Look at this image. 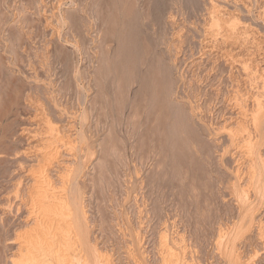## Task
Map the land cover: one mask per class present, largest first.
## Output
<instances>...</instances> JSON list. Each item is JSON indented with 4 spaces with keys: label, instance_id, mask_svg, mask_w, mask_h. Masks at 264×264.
<instances>
[{
    "label": "rangeland",
    "instance_id": "obj_1",
    "mask_svg": "<svg viewBox=\"0 0 264 264\" xmlns=\"http://www.w3.org/2000/svg\"><path fill=\"white\" fill-rule=\"evenodd\" d=\"M263 17L264 0H0V264L39 230L43 175L75 234L38 264H264Z\"/></svg>",
    "mask_w": 264,
    "mask_h": 264
},
{
    "label": "bare ground",
    "instance_id": "obj_2",
    "mask_svg": "<svg viewBox=\"0 0 264 264\" xmlns=\"http://www.w3.org/2000/svg\"><path fill=\"white\" fill-rule=\"evenodd\" d=\"M224 1V0H223ZM218 7V6H217ZM219 8V7H218ZM222 10V9H221ZM220 11V10H219ZM217 13V12H216ZM219 13V12H218ZM224 13V12H223ZM222 13V14H223ZM221 14V15H222ZM61 15V14H60ZM213 15H215V14H213ZM220 15V14H219ZM219 15H217V16H219ZM225 15H226V13H225ZM238 15V14H237ZM224 16V15H223ZM223 16H221V17H223ZM233 16V15H232ZM234 16H236V15H234ZM240 16V15H239ZM238 16V17H239ZM216 17V16H215ZM218 18L219 19V22L220 21H222V18ZM228 17V16H227ZM230 17V16H229ZM237 17V16H236ZM61 18V17H60ZM234 17H232L231 19H233ZM264 18V17H263ZM215 19V18H214ZM223 19H225V16L223 17ZM237 19V18H236ZM62 20V19H61ZM239 20V19H238ZM226 21H227V18H226ZM219 22L217 21V23L219 24ZM225 23H227V22H225ZM224 23V24H225ZM259 23V22H258ZM220 25H221V23H220ZM241 25V24H240ZM253 26V25H252ZM73 27V26H72ZM227 27V26H226ZM233 28V27H232ZM246 27H244V29H245ZM222 29V27L220 28V30ZM248 29V28H247ZM223 30V29H222ZM232 30V29H231ZM236 30L237 29H235V32H236ZM226 31V30H225ZM230 31V30H229ZM244 31V30H243ZM249 31V30H248ZM247 31V32H248ZM240 32V31H239ZM244 33H245V31H244ZM252 33V32H251ZM256 33V32H255ZM236 34H237V36H238V34L239 33H237L236 32ZM246 34V33H245ZM222 35V34H221ZM225 35V34H224ZM227 35H229V34H227ZM234 35V34H233ZM240 35V34H239ZM220 36V35H219ZM230 36V35H229ZM236 36V35H235ZM253 36V35H252ZM225 37V36H224ZM239 37V36H238ZM241 37H243V36H241ZM234 38V37H233ZM229 39V38H228ZM239 39V38H238ZM246 39V38H245ZM258 39H260V38H258ZM231 41H233V40H231ZM243 41V40H242ZM241 41V42H242ZM247 42V41H246ZM226 43V42H225ZM243 43H244V41H243ZM249 44V43H248ZM251 44H253V42L251 43ZM236 45H238V44H236ZM223 46V45H222ZM244 46H246V44L244 45ZM251 47H252V45H251ZM254 47V46H253ZM258 47V46H257ZM256 47V48H257ZM262 47V46H261ZM260 50V49H259ZM225 51V50H224ZM228 51V50H227ZM262 52V51H261ZM229 54V53H228ZM254 55V54H253ZM233 57V56H232ZM249 60H251V59H249ZM233 61V60H232ZM251 62V61H250ZM246 63V62H245ZM252 65V64H251ZM257 67V66H256ZM251 69L252 68H250V71H251ZM258 71V70H257ZM264 71V70H263ZM251 72H253V71H251ZM261 73V72H260ZM252 74V73H251ZM257 74V73H256ZM259 77V76H258ZM264 77V76H263ZM251 81V80H250ZM254 84V83H253ZM258 84V83H257ZM263 86H264V84H262ZM256 87V86H255ZM262 90V89H261ZM261 92V91H260ZM257 93V92H256ZM261 100V99H260ZM255 105V104H254ZM259 105V108H260V110L262 109V106L264 105H262V103H259L258 104ZM259 108H258V110H259ZM264 108V107H263ZM246 110V109H245ZM255 110V109H254ZM263 110V109H262ZM252 112V111H251ZM257 114H259V113H257ZM263 114V113H262ZM244 115H245V113H244ZM261 115V114H260ZM170 116V115H169ZM149 119V118H148ZM152 119V118H151ZM150 119V120H151ZM258 118H256V120H257ZM262 119V118H261ZM264 119V118H263ZM262 119V120H263ZM147 120V119H146ZM148 121V120H147ZM153 121V120H152ZM156 121V120H155ZM259 121V120H258ZM258 121H256V123L259 125V123H258ZM260 122V121H259ZM145 123V122H144ZM153 123H154V121H153ZM157 123V122H156ZM258 125H256L255 124V126H258ZM261 125H262V123H261ZM143 126V125H142ZM146 126V125H145ZM254 126V127H255ZM147 127V126H146ZM243 128H244V126H243ZM240 129V128H239ZM246 129V128H245ZM259 129V128H258ZM262 129V128H261ZM142 130V129H141ZM244 130V129H243ZM247 130V129H246ZM256 130V129H255ZM230 131V130H229ZM232 131V130H231ZM239 131H241V130H239ZM251 130H249V132H250ZM243 132V131H242ZM253 132V131H252ZM256 132V131H255ZM238 133V132H237ZM251 133V132H250ZM254 133V132H253ZM258 134V133H257ZM55 136H57V135H55ZM256 136V135H255ZM153 138V137H152ZM235 139V138H234ZM245 139V138H244ZM243 139V140H244ZM254 139V138H253ZM249 140V139H248ZM52 141V140H51ZM53 142H54V140H53ZM72 143V142H71ZM248 143V142H247ZM52 144V143H51ZM52 148V147H51ZM57 149V148H56ZM46 151V150H45ZM59 151V150H58ZM48 152V151H47ZM51 152H53V151H51ZM53 154V153H52ZM57 155V154H56ZM49 157V156H48ZM48 164V163H47ZM41 167V166H40ZM46 167V165L44 166V168ZM43 168V169H44ZM41 174H45V171H42V169H41ZM40 174V175H41ZM39 176V175H38ZM42 177V176H41ZM43 178H45V181H43L42 182V180H40L41 181V184L39 183L38 185V191H39V194H35V193H33V195L35 194L36 196H37V198L35 199V201H34V206H33V209L35 210V212H36V219H37V222H36V224H35V226L37 225L38 227H39V230H37V228H35L34 227V230L33 231H35L36 233H35V235H33L31 232V234L32 235H30V236H26L25 237V235H26V233L24 234V245H23V248L21 249V257L20 258H18L17 260H15L14 262H13V264H35V262H36V264H38V262H39V260H38V262H37V259H39V258H41L40 257V255H39V253L42 251L43 252V254H45L44 253V250L47 252L46 254H48L49 255V253L50 252H53L55 255H56V257H57V255H58V253H60V251L62 252V253H64V251L65 250H67V249H63L61 246L59 247L57 244H59L60 245V241L56 244L60 249L59 250H57L56 251V249H55V251H52L51 249L53 248V246H54V242L56 241H54V239L56 238V237H61L62 238V240H64V237H68V239L70 238L71 239V237L72 236H74L73 235V231L72 230H70V227L69 228H67L66 227V223H67V221L68 220H66L67 219V216L69 215V214H66V212H67V210H65V209H68V208H65L64 209V206H62V201L60 200V198H58V197H56V196H54V195H52L53 193H51V191L52 192H54V189L55 188H53V186H52V184H51V179H49V177L47 176V175H43ZM39 181V182H40ZM53 182V181H52ZM35 183V182H34ZM66 183V182H65ZM37 184V183H36ZM65 189V188H64ZM37 191V192H38ZM75 197V196H74ZM34 198H35V196H34ZM249 198V197H248ZM34 200V199H33ZM63 200V199H62ZM65 201V200H64ZM69 201V200H68ZM64 204V203H63ZM67 204V203H66ZM68 204H69V202H68ZM72 204H73V200H72ZM75 204V203H74ZM78 204V203H77ZM76 204V205H77ZM33 205V204H32ZM82 205V204H81ZM68 206V205H67ZM72 206V205H71ZM70 206V207H71ZM74 206V205H73ZM72 206V207H73ZM80 205H78V207H79ZM76 207V206H75ZM82 207V206H81ZM33 209H31V210H33ZM73 210H74V207L72 208ZM76 209L77 208H75V211H76ZM69 210V212L71 211L70 209H68ZM66 211V212H65ZM74 211V212H75ZM78 211V210H77ZM80 212V211H79ZM68 213V212H67ZM78 213V212H77ZM80 213H82V212H80ZM85 214V213H84ZM75 215L77 216L78 214H76L75 213ZM80 216V215H79ZM86 216V215H85ZM84 216V217H85ZM254 217V216H253ZM72 218V217H71ZM75 218V217H74ZM78 218V217H77ZM69 219V218H68ZM71 220V219H70ZM77 220V219H76ZM85 222V221H84ZM72 223V222H71ZM83 223V222H82ZM68 225V224H67ZM32 226H34V225H32ZM69 226H70V224H69ZM72 226V225H71ZM75 226V225H74ZM87 227V226H86ZM71 228H73V227H71ZM75 228V227H74ZM73 228V229H74ZM85 229V228H84ZM82 230V229H81ZM29 231V230H28ZM30 231H31V229H30ZM29 233V234H30ZM34 233V232H33ZM80 233V232H79ZM28 234V233H27ZM75 234V233H74ZM52 235V236H51ZM72 235V236H71ZM82 235V234H81ZM22 238V237H21ZM74 238V237H73ZM168 238H170V237H168ZM75 239V238H74ZM73 239V240H74ZM51 240V241H50ZM72 240V241H73ZM71 241V240H70ZM75 242H76V240H75ZM169 242V241H168ZM170 242H171V240H170ZM21 243V242H20ZM65 242H63V243H61V244H64ZM71 243H73V242H71ZM172 243V242H171ZM22 244V243H21ZM66 244H67V242H66ZM65 244V245H66ZM69 244V243H68ZM74 244H77V243H74ZM167 244V243H166ZM72 245V244H71ZM22 246V245H21ZM56 247V246H55ZM71 247H73V246H71ZM75 247H76V245H75ZM57 248V247H56ZM66 248V247H65ZM69 248V247H68ZM70 249V248H69ZM72 250H74L73 248H71ZM75 250H78V249H75ZM69 251V250H68ZM79 251H81V250H79ZM35 252H39L37 255L39 256V258H37L36 256V253ZM70 252V251H69ZM75 252V251H74ZM51 254V253H50ZM66 254V253H65ZM64 254V255H65ZM74 254V253H73ZM20 255V254H19ZM42 255V254H41ZM47 256V255H46ZM58 256H60V257H63V255H58ZM69 256V255H68ZM74 256V255H73ZM170 256H172V255H170ZM177 257V256H176ZM46 258V257H45ZM58 258V257H57ZM56 258V259H57ZM50 259V258H49ZM67 259V258H66ZM66 259H64V260H60V258L58 259V260H60V261H55V264H56V262H59V263H63ZM69 259V258H68ZM68 259H67V261H68ZM71 259V258H70ZM176 259V258H175ZM41 260V259H40ZM45 260V259H44ZM46 260H48V259H46ZM72 260V259H71ZM169 260V259H168ZM170 260H171V257H170ZM167 261V260H166ZM177 261V260H176ZM175 261V262H176ZM232 261V260H231ZM41 262V261H40ZM46 262H48V261H46ZM45 262V263H46ZM105 262V261H104ZM172 262V261H171ZM42 263V262H41ZM44 263V262H43ZM68 263V262H67ZM69 263H71V262H69ZM165 263V262H164ZM169 263V262H168ZM174 263V262H173ZM186 263V262H185ZM46 264H48V263H46ZM49 264H51V263H49Z\"/></svg>",
    "mask_w": 264,
    "mask_h": 264
}]
</instances>
